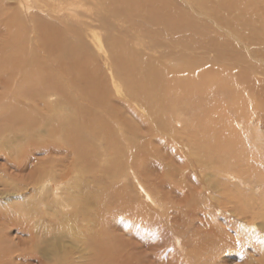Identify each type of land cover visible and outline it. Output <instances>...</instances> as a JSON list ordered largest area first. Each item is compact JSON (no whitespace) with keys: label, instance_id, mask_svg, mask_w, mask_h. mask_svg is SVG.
<instances>
[{"label":"rangeland","instance_id":"1","mask_svg":"<svg viewBox=\"0 0 264 264\" xmlns=\"http://www.w3.org/2000/svg\"><path fill=\"white\" fill-rule=\"evenodd\" d=\"M41 1L36 0V2H39V3H36L35 1L33 2V0H27V1L26 0H0V7H1L0 8V21L2 20L0 23H2L4 20V22L7 23V26L11 28L10 32H12V34L13 32H15L21 37L24 36L23 40H25L26 53L33 52L34 48L35 49L38 48V50H41V48L43 47L42 44L44 42L46 43L45 44V50H46L45 56L46 57H47V52L49 53L50 50L54 51L53 50L54 47L57 49L58 45H60L61 42L59 39L58 41L56 40V43L52 44L49 38L52 40H54L53 38H56L54 34H51V32H53L52 30H55L56 33H60V34L62 33V35L64 36L63 39L61 38L62 41L65 39L66 41L70 43L71 42L75 43L76 44L75 46H79L83 48L84 50L86 49L85 51L89 56L87 55L85 57H90V58L89 59L85 57L84 58L85 60L87 59L88 61L89 60L90 61L88 63L85 61L84 63L86 65H89V68L92 69V73H94V75L95 73H97L98 76L101 75V77L103 78L104 86L106 88H105V92L102 91L101 95L104 94V96H107V95L110 96L109 98H110L111 107L114 111L116 110L115 112L119 117L118 118L116 117L118 120L111 118L113 120L112 122L111 119L108 120L109 117L104 116L105 115V113L103 112L104 110L99 111L101 109L90 106V104L87 103L92 114H94L96 118H98V116H100L101 113H103L101 117L103 116L102 118L107 121L104 122L103 120V122L100 123L101 125H99V127L98 126L95 127V128H98L97 129L98 133L94 129L85 130L84 132L82 130L83 126L78 127V129L80 130L76 131L79 134L78 135L76 133L78 137L76 139H80L79 143L81 142L82 144L81 143L80 144L84 146V148H81L78 143L77 145L74 146V149H75V152H76V149L77 150L82 149V151H85L84 152L85 154L81 152V154H83L84 156L83 158L81 154H80L81 157L77 158V154H79V152L75 154V152L73 151V154H72L70 151L72 147H68L67 145H63V146L59 145V147H57L58 145L54 141H53L54 143L47 141L46 139L48 138L45 136L38 138V134L36 132L38 126L36 127V129H33L32 132L29 131V129L28 130L21 129V128L15 129L14 127H12V125H5L4 127H0V222H6L7 225L9 224V227H7L9 230H7V232L5 233H7V235L10 236L9 238L10 240L7 241V243L9 246L8 248L11 251L10 254L14 256V260H13L14 264H52L51 262L46 263L45 260L42 259L41 256L38 254L39 252L37 253L36 251L34 253L35 245L41 248L42 241L39 244V242L35 241L32 238V235L29 232L28 228L24 229L22 227V226H27L31 223V222H26L21 217L22 210L27 209L29 207H32L36 210L35 213L38 214V217H36V219L39 220V222L41 221L40 224L42 227L46 226L47 224H48V227L50 226V224L57 225L52 222L58 221V220H59V224L63 225V223L65 224L67 222L66 220L67 218H69L70 216L74 217V215H76L74 218H76L77 220L78 230L80 231L79 233H80V236L82 235V237H79L77 241L75 237L69 236L63 231H60L64 235L63 237L64 241L62 243L63 246H66L67 249H71V248L78 249V251L76 250L75 252H70L71 258H73V263L71 264H89L87 263L89 261L88 256H90L91 254H93V257H95L94 261L97 258L99 262L101 261L103 263H109V264H124V263L126 264H132V263L133 264H144V263L145 264H264V63L259 62V61L257 62L255 58L252 59L253 55H251L250 57L249 55L246 54L248 58L250 57V59L253 60V61L251 60L252 64L255 65L256 62L258 64L262 63L260 64V66H258L259 67V71H258L257 67L256 69L253 70L252 67H250V65H247L246 63L237 60L236 55L240 54V51L247 53V51H245L242 44L237 41H234L232 37L230 38V36H228L226 31H223L221 29L220 30L215 29L211 21L212 19L207 14V11L202 12L198 6H195L196 3L193 2V0H184V1L183 0H179V1L170 0V3L172 5L175 4V7L177 6L182 11H187V14H190V16H193V19H195L194 20L195 23L196 21L198 22L196 23L197 25L205 28V32H202L203 34L202 36H196L197 38L201 37L199 39L202 42H199V39H198L199 46L196 45L197 43L196 44L189 43L188 45H186V47L190 49H186L184 48V46L182 47V44L180 43V41H175L177 40L176 38H174L176 37L175 35L164 33V30L161 31V29L160 31H158L159 26L154 25V24L152 25L151 23H149L150 26L148 25L147 27L145 26L141 27L140 25V27L133 26L135 29L133 27L129 29V25L127 23H131L132 21L139 19V17L144 19V17L140 16L139 13L136 11V9L132 10L130 13H126L125 11H123V8L116 6L113 0H74V1L73 0L72 1L71 0H57V1L56 0H41ZM24 3L25 5L27 4L28 5L24 7L25 6ZM76 6H77V11H76ZM107 6H113V8L116 11V14H114L112 9ZM36 7H39V9L41 8L42 10L45 9L43 11L45 13L51 12L53 16L49 15L48 13L45 14L41 12V9L38 11ZM104 7L106 8V11ZM33 8L34 10H32ZM5 9L6 11H4ZM66 9H68L69 11L68 10L66 11ZM27 10H30V11H27ZM31 11H33V13ZM78 11L80 12V14ZM29 12L31 13V15H28L30 14ZM35 12L36 14H34ZM40 13H43V14L41 15ZM68 13H69V16H68ZM4 14H6V16ZM48 15L50 16L49 18H48ZM63 15L67 17L62 18L64 17ZM29 16H30V19H28ZM35 17L36 19L33 20V18ZM208 18H210L211 20ZM23 19L25 20V22H23L24 21ZM8 20H10V24ZM101 20H104V21H101ZM37 21H39V23ZM59 21H62L61 23L65 22L66 26H64L65 23L63 24L57 23ZM42 22L48 24L47 27H45L46 24L43 25L44 23ZM19 23L22 25H20ZM27 23H31V24H27ZM36 23H38L40 26H38V24ZM106 23L111 24V26ZM14 24L17 26H15ZM89 24H93V26ZM11 25L14 26V28ZM55 25L57 26L55 27ZM206 25L209 27L208 30H207ZM31 26H34V27H31ZM58 26H61V27L64 26L65 28L62 27V30H61L60 29L61 27H58ZM211 26L213 28H211ZM124 27L128 29L127 30L121 29ZM149 27H152V28H149ZM33 28L34 30H32ZM63 28L66 29L65 31L66 34L64 33ZM155 28H157V30ZM44 29L46 30L44 31ZM136 29L138 30L137 33H136L137 31ZM80 30L82 32L78 33V31ZM0 31L2 32L1 27H0ZM32 31L33 33L31 34ZM67 31H68V34H67ZM156 31H158V33H156ZM34 32H37V33H34ZM146 32L147 33L149 32V33L144 34ZM119 33L121 35L125 34L126 36V37L124 36L125 39L127 41H130L128 43H130L131 47L133 46L132 49L134 51H137L138 53L137 55H139L140 57L142 56L144 60L142 59L141 60L143 63H145L147 67H150L151 65V68L155 66V69L164 68L165 70V68L168 65H170L166 68L165 71L168 72L170 70V72L172 71L174 74H171L169 72V74H171L169 76L172 77L173 75L178 74L174 76V79H173L174 81H172L173 83L169 85L164 83L163 85H160L158 87L159 91L162 90L164 97H163V94L161 93L160 94L156 93L157 94L156 95L155 92L152 91V89H149V92L145 91V93L143 94V97L145 98V100H147L150 103L153 102V104L156 103L154 105L150 104L152 108L144 101L136 99L135 97L130 95L128 85L125 84V82H123L122 80L124 79V76H119L114 69L111 56L109 57V55H111L110 50L105 45V43H107L108 45L109 43L108 41H110L109 39H111V37L109 36H116V35L118 37L121 36ZM75 34H78V35L81 34V35L80 37H77L78 35H75ZM127 34L131 35V37ZM42 35L43 37L45 36L46 37L50 36V37H48V39L46 37L43 39L41 38ZM140 35L141 36L143 35L144 37L143 36L141 37ZM0 36L1 38L6 37L5 39L2 38L3 40L2 42H4V44L6 43L5 42L6 40L8 41L11 40L13 42V40L15 39V38L13 39L11 37H8L6 34L4 35L0 33ZM11 36H15V35H11ZM33 36L37 38L35 39V37ZM82 36L84 38H82ZM171 36L172 37L174 36L173 39ZM80 38H82V41H80L81 40ZM97 38H100V40L98 41ZM190 38L186 39V42H188V40L190 41L193 40L192 42H196L194 41L195 36L192 39ZM105 39L107 41H105ZM161 39L162 41H160ZM143 42L146 45H144ZM138 43L140 45L142 44L143 47L142 45L141 46L138 45ZM148 43H150L151 45ZM83 44L86 47H84ZM157 44H160V46H157ZM192 46L194 47L195 50H192L193 49ZM176 48H179L178 49L179 51L177 50L176 52ZM207 48H210V49H207ZM185 49L187 51H185ZM147 51L149 54L147 53ZM162 55L165 57H163ZM3 56L5 55L0 56L1 60ZM181 56L184 59H182ZM190 56L196 57V58H199V57H202V58L204 57V58L203 59L199 58L198 60L196 58H191ZM103 57L104 59L105 58L106 59L104 60ZM205 58H209V61L211 62L213 66L209 64L210 62L207 63ZM248 58L247 60H249ZM150 59H152L154 63ZM168 59L170 60L171 63L169 62ZM107 60L110 63L107 62ZM188 60H191V63H187V62H190ZM103 61L106 63H104ZM195 61L201 62L203 64H200V63L198 64V62H196L195 64ZM95 62H100L101 64H98ZM178 62L182 63V64L179 63V65L180 66L183 65V67H180L179 65H177ZM237 62H238V65L234 64ZM90 63L93 66H91ZM205 65H207L208 67ZM100 66L102 67L99 68ZM172 66H173V69L170 68ZM231 66L234 67L232 70H230ZM185 67H187L186 68L187 70H192V69L193 70L189 72L187 71L188 73L187 72L185 73L186 71ZM180 68L182 69L184 68L183 69L184 71L183 72L180 71L182 70ZM173 70H175L176 72L178 71V72L176 73ZM218 71H220L221 73ZM104 74L105 76H103ZM203 74L204 76L201 77L200 75H203ZM179 75L180 77H177ZM115 77L117 78L115 79ZM184 77H189V78L185 80L186 78ZM190 77L191 79L192 78H195V79L189 80ZM135 80L143 82L145 86L153 84V79L145 75L137 74L135 77ZM169 80L170 79H168V81ZM65 81L67 82V80ZM122 83H124V85ZM175 83H179L181 85L180 89H176L174 87ZM189 83L191 84L194 83V86L193 84L191 86ZM179 84H178V87H179ZM201 84H204V86L207 85L206 90H208V93H206L205 96L203 93H201L202 92L201 89L203 88ZM151 88H154V87H151ZM1 89L2 88H0V91ZM181 89L183 92H185L186 90L185 93H187V95L189 96L183 93ZM13 90L14 89L6 93L9 96L8 97L9 100L10 98L14 99ZM192 91H195V93L193 94ZM150 93H152V95ZM76 94L77 93H75L74 95L75 98L73 99L75 100L78 99L79 101H81V104H82L84 100H80L81 96L79 94L77 95ZM82 95L85 96V99L87 97L92 96L90 94H82ZM194 95L197 98H196V102L192 103L191 101H194V100L191 99L192 97L191 98L189 97L194 96ZM234 95L235 96L237 95L239 97L238 99L241 101L240 105L238 106L237 111L236 110L234 111V108L228 107L227 105V103L229 104V106L235 103ZM58 96L59 95L57 96L46 95L47 97L46 100L48 102L46 103L47 105L48 104L51 105L52 103V105L51 106L49 105V106L52 108L55 105L57 112H60L61 106L63 104L64 106H66L65 103L67 104L68 102L63 103V101L60 100L61 103L60 102L57 103L59 101L57 100ZM71 96L74 97L73 93ZM210 96H211V100L209 99V101H207L208 97L210 98ZM159 99H163V100H159ZM216 99L222 100L221 102L224 105H220L219 103L215 102ZM115 100H119L117 101L119 103H116ZM123 100L125 101L127 100V101L122 102ZM79 101L78 103H76V105L79 104ZM132 102H134L135 104H128ZM141 103L144 105L143 108H142L143 105ZM173 103L175 104L173 105ZM209 103H211V105H208ZM124 104H126V106ZM41 105L42 104L39 105L40 106V108L38 107L39 109L37 107L36 109L39 110V112H41L40 109H42L43 112H41V114L46 113V115H48L47 113L48 110L46 109L47 108L46 105H43V107H45L44 109L43 107H41ZM68 105L70 106V103ZM140 105H141V108H140ZM226 106L227 108H225ZM79 107L81 108V105H78L77 109ZM82 108L84 107L82 106ZM124 108L125 110H122ZM129 108H132V109H129ZM131 111L133 114H131ZM126 112L136 117L132 118L131 115L126 114ZM110 114H113V113H110ZM137 114H139V116ZM177 114H179L178 117H177ZM180 114H183V115H180ZM137 116L140 120L137 118ZM147 116H150V117H147ZM158 116H159V119H162L163 121V124H160L159 126L158 124L161 123V120H158L157 118ZM161 116H163V118ZM181 117L183 119H181ZM120 118L122 119L120 120V122L124 123V125L122 126L123 127L122 130L119 129L120 127H118L116 123L117 121H119ZM169 118L171 119V121ZM187 118L188 120H186ZM45 119H48V118H45ZM133 119L134 120L136 119V121H134ZM144 120L145 121L147 120L149 122L147 121L145 122ZM54 121L58 123L59 117L55 118ZM103 124H107V125L104 126ZM186 124L190 125L189 130L187 129L189 125H186ZM102 125H103V128H106L107 130L106 129L104 130L101 127ZM41 126H44V125L41 124ZM116 126H117V129H115ZM194 127L196 128L195 130L193 129ZM161 128L164 130H162ZM42 130L44 132L43 128L39 129V132ZM90 130H92L91 135L89 134ZM94 131H95L94 134L97 133V135H92ZM99 131L101 133L103 131L105 132L100 134ZM121 131L122 132L124 131V133L119 135ZM135 131L138 132V134ZM149 131L152 132L150 133L151 135L149 134ZM164 131H167V132H164ZM203 131L205 133H203ZM80 132H82V134ZM106 132L107 134L110 132L108 136ZM116 133L119 136H121L120 140H119V136L118 137L115 136ZM170 133L173 134L172 138H171ZM216 133H220V134L215 135ZM84 134H87L88 136L86 135L87 137H85ZM98 134L102 136L99 138ZM103 134H105L107 138L111 135L112 136L109 137V139H107L105 138ZM209 134H212V135H209ZM123 135L124 137H122ZM194 135L197 137H200V136L201 137L196 138ZM155 136H160L159 137L160 140L156 138ZM89 137L95 138V139L90 140ZM102 137L103 139H101ZM202 137L204 139H202ZM96 138L101 140V142L98 143L99 140H97ZM85 139H89L88 142L91 143L89 147L86 146L88 145V143L85 141ZM122 139L124 143L123 141H121ZM185 139H187L188 141L187 140L185 141ZM92 140L98 143V145H96ZM117 140L120 142L117 143L118 142ZM199 140H202V141H199ZM129 141H132V142H129ZM135 141L138 143V145H140V148L135 147V145L138 146ZM221 141L223 142L225 146L227 145V143L225 142L234 141L233 142L234 145L232 144L233 147L231 148L228 146L224 147V145L222 144V147H223L222 155L225 154L224 156L219 155V153L221 152L220 151ZM32 142L33 143L35 142L36 145L38 143L39 144L37 145L38 147L35 144L33 145ZM40 142L44 144L42 145ZM47 143L49 144L48 146H47ZM186 143L190 145H187ZM201 143L205 145L203 146ZM122 144H125V147H123ZM30 146L36 147V149L33 147L32 148L34 151H38L37 152L38 154L33 153L32 152L33 150L31 151L30 149H28V148H31ZM39 146L41 147L39 148ZM44 146H46L47 149L42 148ZM95 146L99 148L96 149ZM50 147H52L51 150H50ZM202 147L204 148V150ZM41 148L45 149L47 151L46 152L44 150L46 153L48 154L51 153L50 155L52 156L50 157L48 154L43 152ZM57 148H60L59 151ZM111 148L113 149V151ZM226 148H228L229 150ZM232 148H234L233 152L234 150L235 151L237 150V152L242 151L240 158L238 156L239 153H237V156H238L237 158L234 157L235 155L230 152V149L232 150ZM192 149L194 150L192 151ZM27 150H29V152H26ZM64 150L66 151L67 154L64 153L65 152ZM40 151L43 154L45 153L44 156L42 153L40 154ZM119 151L122 152L123 155L127 154L128 156L126 155L123 156L122 153H119ZM141 151L142 153L140 154ZM12 152L14 153L12 154ZM30 152H32L33 154H31ZM88 152H91L92 155ZM176 152H178L179 154ZM59 153L61 155H59ZM133 153L135 154L133 155ZM230 153L231 155L232 154L234 155L233 159L231 160L230 158H228ZM116 154L119 158L115 156ZM136 154L138 156H136ZM214 154L218 156L216 157ZM5 155L7 156L8 159H6ZM66 155L68 157H65ZM86 155H88L86 159H89V160H85ZM179 155H181L182 157ZM30 157L32 158L30 159ZM55 157H57L58 160H56ZM123 157H126V158H123ZM127 157H129V159ZM215 157L218 159V161ZM79 158H82V159L80 160ZM33 159H36V160H33ZM67 159H69V161L72 160L71 162H69L70 164L69 163L66 164V162H68ZM92 159L94 163L90 161ZM133 159L134 160L138 159L137 163L134 162ZM123 160H125V162ZM13 162L17 165L20 164L21 167H23V169L25 168L27 169V166H28L29 170H26L25 174L23 173L24 176H22L20 173H17L14 169L10 168L8 171H5L4 168H2L3 164L6 163L9 166V164ZM85 163H88L90 166L88 167V164L87 166H83L85 165ZM129 163H130V166H129ZM201 163H202V166H201ZM45 164L47 165V167ZM117 164H119V166ZM131 164H134V166ZM149 164H150V168H152L151 164H153L152 169L149 168ZM65 165H67V167H65ZM53 166H55V168ZM135 166L138 168L135 169L136 168ZM205 166L209 167L210 169H208ZM212 166H214L215 168L214 167L212 168ZM49 167L51 168L49 169ZM92 167H96V168L94 169ZM64 168L67 169V171L66 170L63 172L60 171ZM69 168L71 172L69 171ZM140 168L142 169V172L141 170H139ZM89 169H93L91 170L92 173H90ZM128 169H132L134 171L128 170ZM147 169H150V170H147ZM35 170H38V171H35ZM41 170H43L42 171L43 173L41 172ZM136 170H137V174H135ZM152 170L154 171V173ZM30 171H32V173ZM150 171L153 173V175L150 173H146ZM39 172H41L42 174ZM59 172H62V173H59ZM68 172H70L69 173L70 175L68 178L69 182L67 180V183H68L67 184L65 180H61V177L64 176V174ZM34 173L37 176H35ZM50 173L56 176L55 179L53 178L54 176L52 174L49 175ZM39 174L43 175L44 177L43 176L42 178L39 177L41 176ZM30 175L34 176L35 178H32ZM144 175L145 176L147 175V177H143ZM234 175H236V178H234L235 177ZM13 176L18 177V178H13ZM237 177L240 180H237ZM114 178L116 179L114 180ZM41 179L42 181H40ZM50 179L53 181L52 184L51 183L48 184L49 182H52ZM26 182L31 185H27ZM54 182L56 184H54ZM57 184L59 185L60 188H56L58 187L56 186ZM61 184H64L65 186ZM97 184H99V186ZM206 185L208 186V188L206 187ZM15 186H17V188ZM102 186L103 188L111 187L112 191L108 188L101 189ZM49 190L51 191L49 192ZM92 190L93 191L96 190L98 195L101 194V196L99 195V197L101 198V199L99 198L100 199L99 201H95L93 199L95 202H97V204H94L95 202L89 203L90 201H87V202L85 201V197H86L85 192L92 193ZM108 190L112 194H110ZM98 192H102L103 194L98 193ZM69 194L71 195V199L69 198L70 196ZM113 194H116V195H113ZM123 194H125L124 195L125 197L121 196ZM75 196L77 198H75ZM231 197H232V200H231ZM63 198H64V202L62 200ZM65 198L68 200V203H70V201L75 200V199H78V200L81 199L79 200L80 202L79 207L82 208V209L80 208L81 212L78 211L79 214H77V213H73L70 211L69 213V211L67 210V205H68L66 203L67 200ZM107 200H108V204H106ZM100 203H102V206H100ZM118 203L121 204V206H119ZM123 204H125L126 206ZM87 205L89 207H87ZM127 205H128V208H127ZM36 207L37 208L39 207V208L36 209ZM101 209H104V211H101ZM109 209L110 211H108ZM95 210L100 211L101 213L105 212L104 215L106 217H104L103 215L98 216L99 219L101 218L103 219L104 224L101 222L102 219L99 220L97 218V215H99V213H97ZM89 211H92V212H89ZM45 212H46V215H48L49 217L45 215ZM72 213L73 215H69ZM119 214H120V217H119ZM109 215H112L114 217L109 216ZM115 216L119 218L117 219ZM97 219L99 223H96ZM114 220H117V222L115 221L116 225L114 224ZM49 221L51 223H48ZM131 221H133V223ZM101 224L104 228H107L105 230V233L106 231H108V233L107 235L105 234L104 235L105 237H108L110 239L109 245L111 246V249H114L112 250V252H114L115 254H113L111 258H107L103 256L101 257V255L97 252L96 249H94V252H93L92 249H88L85 245L88 242L87 236L89 237V236H92L94 233H96L97 231L96 227L99 228ZM79 226L81 228H79ZM62 227L63 228H61V230L64 229V225ZM114 227L115 229H113ZM23 230H25L26 232L23 233ZM91 232H94V233H91ZM116 232H118L119 234H117ZM124 232L126 233V235H123ZM135 234L139 236H135ZM110 235L114 237L122 236L120 238L122 240H119L118 239L119 237L114 238V237H111ZM81 238H84V240H80ZM116 239L119 240L118 241L119 243L117 242ZM123 239L124 241H126L127 244L125 242H121L123 241ZM24 241H27L28 244L27 242H24ZM131 241L133 242L134 245L132 244ZM29 242L31 244L33 243L34 245L29 244ZM21 243L23 246L19 245ZM125 244L128 246H126ZM137 244L141 245V246L139 245V249H140L139 251L141 252L138 251V247L137 248L135 247V246H138ZM121 245H122V248H120ZM129 246H130V249L128 248ZM32 247H33V251H30ZM22 250L23 252L21 253L20 251ZM119 255L120 256L122 255L121 258ZM27 259L28 260L30 259V261H28ZM117 261L118 263H116ZM128 261H132V262L128 263Z\"/></svg>","mask_w":264,"mask_h":264},{"label":"bare ground","instance_id":"2","mask_svg":"<svg viewBox=\"0 0 264 264\" xmlns=\"http://www.w3.org/2000/svg\"><path fill=\"white\" fill-rule=\"evenodd\" d=\"M27 1V0H26ZM36 2V0H33V2ZM39 1H41V0H39ZM57 1V0H56ZM72 1V0H71ZM74 1V0H73ZM114 1V3H115V5L117 6V7H121V8H123V11H125L126 13H130L132 10H134V9H136V11L139 13V15L140 16H143L144 17V19H142V18H140L139 17V19H136V20H134V21H132L131 23H127L128 25H129V29L130 28H132L133 26L134 27H140V25H141V27H147L148 25H149V23H151L152 25L154 24V25H157V26H159V30L158 31H160V29H161V31L162 30H164V33H168V34H170V35H175L176 37H174V38H176L177 40H175V41H180V43L182 44V47L184 46V48H186V49H190V48H187L186 47V45H188L189 43H194V44H196V45H198V39L199 38H201V37H199V38H197L196 36H202L203 34H202V32H205V28H203V27H200L199 25H197L196 23H198L197 21H196V23H195V19H193V16H190V14H187V11H182L181 9H179V7H175V4H171L170 3V0H113ZM179 1V0H178ZM184 1V0H183ZM22 2H24V1H22ZM41 2H43V1H41ZM77 2H79V1H77ZM181 2V1H180ZM193 2H195L196 3V5L195 6H198L199 8H200V10L203 12V11H207V14L210 16V18L212 19H210V18H208V19H210L211 21H212V23H213V26H214V28L215 29H221V30H223V31H226L227 32V34H228V36H230V38L232 37V39H234V41H237V42H239V43H241L242 44V46L244 47V49H245V51H247V53L246 52H241L240 51V54H237L236 56V59L237 60H239V61H242V62H244V63H246L247 65H250V67H252V69L254 70V69H256V67H257V69H258V71H259V67L258 66H260V64H262V63H264V0H193ZM26 3V2H25ZM25 3H24V5H25ZM36 3H39V2H36ZM182 3V2H181ZM184 3V2H183ZM41 4H43V3H41ZM77 4V3H76ZM186 4V3H185ZM28 5V4H27ZM27 5H25L24 7H26ZM40 5V4H39ZM50 5V4H49ZM32 6V5H31ZM53 6V5H52ZM106 6V5H105ZM189 6V5H188ZM44 7V6H43ZM42 7V8H43ZM48 7H50V6H48ZM73 7H75V6H73ZM107 7H110L111 9H112V11L114 12V14H116V11H115V9L113 8V6H107ZM1 8V7H0ZM14 8V7H13ZM12 8V9H13ZM37 9H38V11L41 9H39V7H36ZM45 8V7H44ZM105 8V7H104ZM25 9V8H24ZM29 9V8H28ZM72 9H74V8H72ZM205 9V10H204ZM8 10V9H7ZM32 10H34V8L32 9ZM45 9H41V12H43ZM63 10V9H62ZM68 9H66V11H67ZM71 10V9H70ZM4 11H6V9L4 10ZM22 11H23V9H22ZM27 11H30V10H27ZM48 11V10H47ZM69 11V10H68ZM72 11H74V10H72ZM72 11H71V13H72ZM76 11H77V6H76ZM105 11H106V8H105ZM9 12H11V11H9ZM13 12V11H12ZM26 12V11H25ZM32 13H33V11H31ZM79 12V11H78ZM15 13V12H14ZM27 13V12H26ZM30 13V12H29ZM38 13V12H37ZM43 13H45V12H43ZM43 13H40L41 15L43 14ZM46 13H48V12H46ZM45 13V14H46ZM51 12H49L48 14L49 15H52V13L50 14ZM34 14H36V12L34 13ZM79 14H80V12H79ZM91 14V13H90ZM113 14V15H114ZM205 14V13H204ZM3 15V14H2ZM5 16H6V14H4ZM28 15H31V13L30 14H28ZM33 15V14H32ZM48 15V18L50 17ZM73 15V14H72ZM206 15V14H205ZM36 16V15H35ZM53 16V15H52ZM64 16V15H63ZM68 16H69V13H68ZM110 16V15H109ZM22 17V16H21ZM31 17H33V16H31ZM46 17V16H45ZM45 17H43V18H45ZM67 16H64V17H62V18H66ZM114 17V16H113ZM192 17V18H191ZM12 18H13V16H12ZM28 18V17H27ZM61 18V17H60ZM60 18H58V19H60ZM16 19V18H15ZM21 19V18H20ZM28 19H30V16H29V18ZM34 19H36V17L35 18H33V20ZM40 19H41V17H40ZM57 19V20H58ZM116 19V18H115ZM6 20V19H5ZM24 20V19H23ZM64 20V19H63ZM142 22H141V21ZM2 21V20H1ZM0 21V22H1ZM9 21V24H10V20H8ZM54 21V20H53ZM101 21H104V20H101ZM16 22V21H15ZM23 22H25V20L23 21ZM38 23H39V21H37ZM56 22V21H55ZM62 21H59V22H57V23H61ZM209 22V21H208ZM18 23V22H17ZM38 23H36V24H38ZM41 23V22H40ZM42 23H44V22H42ZM49 23H50V21H49ZM63 23H65V22H63ZM63 23H61V24H63ZM89 23V22H88ZM116 23V22H115ZM12 24V23H11ZM20 24V23H19ZM27 24H31V23H27ZM36 24H34V25H36ZM46 23H44L43 25H45ZM54 24H56V23H54ZM106 24H108V25H110L111 26V24H109V23H106ZM118 24V23H117ZM15 25V24H14ZM20 25H22V24H20ZM24 25V24H23ZM47 25L48 24H46V26L45 27H47ZM57 25H59V24H57ZM57 25H55V27L57 26ZM89 25H92L93 26V24H89ZM102 25V24H101ZM12 26V25H11ZM15 26H17V25H15ZM29 26V25H28ZM38 26H40L39 24H38ZM53 26V25H52ZM64 26H66V23H65V25ZM64 26H62V27H64ZM117 26V25H116ZM131 26V27H130ZM150 26V25H149ZM0 27L2 28V32L0 31V33L1 34H6L8 37H11V38H15L14 40H13V42L10 40V41H8V40H4L6 43L4 44V42H2L3 40H2V38L3 39H5L4 37H2L1 38V36H0V38H1V40H0V42H2V43H0V56L1 55H5V56H3L2 57V60L0 59V88H2L1 89V91H0V127H4L5 125H12V127H14L15 129H17V128H21V129H25V130H28L29 129V131H31L32 132V130L33 129H36V127H37V134H38V138H41L42 136H45V137H47L48 139H46L47 141H50V142H55L58 146L57 147H59V145L60 146H63V145H67L68 147H72L71 148V153L73 154V151L75 152V149H74V146L75 145H77L78 143H79V140L80 139H76V138H78L77 137V135H76V131L78 130H80V129H78V127L79 126H83L82 128V130L85 132V130H89V129H94L96 132L98 131L97 129L98 128H95V127H99V125H101L100 123L101 122H103V116L101 117V115L103 114V113H101V115L100 116H98V118H96L95 116H94V114H92V112H91V110H90V108H89V106H88V104L87 103H89L90 104V106H93V107H96V108H98V109H101V110H99V111H102V110H104L103 112L105 113V115L104 116H107V117H109L108 118V120H110L111 118L112 119H116V120H118L117 118L119 117L117 114H116V110L114 111L113 109H112V107H111V104H110V96H108L107 94V96H104V94L103 95H101V93H102V91L103 92H105V86H104V82H103V78L101 77V75H97V73H95V75H94V73H92V69H90L89 68V65H86L84 62L86 61L87 63L90 61H88L87 59L85 60V58H90V57H85V56H87L88 54L86 53V49L84 50L83 48H81V47H79V46H75L76 44L75 43H70V42H68V41H66L65 39L62 41L61 40V38L63 39V35H62V33L60 34V33H56L55 32V30H52L53 32H51V34H54L55 35V37L56 38H53L54 40H52V39H50L49 38V40L52 42V44H54V43H56V40L58 41L59 39H60V42H61V44L60 45H58V50L54 47L53 48V50L54 51H52V50H48L49 51V53L47 52V57L45 56V42L42 44V48H41V50H38V48H34L33 49V52H31V53H26V51H25V40H23V38H24V36L23 37H21V36H19L17 33H15V32H13V34H12V32H10V27L9 26H7V23L6 22H4V20H3V22L2 23H0ZM13 28H14V26H12ZM23 27H25V26H23ZM31 27H34V26H31ZM37 27V26H36ZM42 27V26H41ZM58 27H61V26H58ZM62 27L60 28L61 30H62ZM103 27V26H102ZM128 27V26H127ZM133 27V28H134ZM204 27H205V25H204ZM206 27H207V30H208V26L206 25ZM65 28V27H64ZM63 28V30H64V33L66 34V29H64ZM149 28H152V27H149ZM200 28H202V29H200ZM211 28H213L212 26H211ZM19 29V28H18ZM42 29V28H41ZM40 29V30H41ZM72 29V28H71ZM89 29V28H88ZM109 29V28H108ZM116 29V28H115ZM121 29H125V30H127L128 28H121ZM135 29V28H134ZM147 29V28H146ZM156 30H157V28H155ZM32 30H34V28L32 29ZM46 29H44V31H45ZM57 30V29H56ZM61 30H59V31H61ZM68 30H69V28H68ZM137 30V29H136ZM151 30H153V29H151ZM214 30V29H213ZM31 31V30H30ZM30 31H29V33H30ZM58 31V32H59ZM75 31V30H74ZM111 31V30H110ZM118 31V30H117ZM120 31H122V30H120ZM139 31H141V30H139ZM149 31V30H148ZM158 31H156V33H158ZM41 32V31H40ZM73 32V31H72ZM82 31L80 30V31H78V33H81ZM131 32V31H130ZM138 32V30L136 31V33ZM33 33V31L31 32V34ZM34 33H37V32H34ZM44 33V32H43ZM71 33V32H70ZM149 33V32H148ZM147 32L146 33H144V34H148ZM151 33V32H150ZM209 33V32H208ZM223 33V32H222ZM67 34H68V31H67ZM120 34V33H119ZM118 34V35H119ZM214 34H216V33H214ZM224 34V33H223ZM11 35H15V36H11ZM75 35H78V34H75ZM81 35V34H80ZM80 35H78L77 37H80ZM87 35V34H86ZM115 35V34H114ZM121 35V34H120ZM127 35H129V34H127ZM150 35V34H149ZM36 36V35H35ZM35 36H33V37H35ZM117 36V35H116ZM116 36H109V37H111V39H109L110 41H108L109 43H108V45H107V43H105V45L108 47V49L110 50V54L111 55H109V57L111 56V60H112V63H113V66H114V69H115V71L117 72V74L119 75V76H124V79H122L123 80V82H125V84H127L128 85V88H129V93H130V95H132L133 97H135L136 99H139V100H141V101H144L145 103H147L151 108H152V106L150 105V104H152V105H154V104H156V103H154L153 104V102H148L147 100H145V98L143 97V94L145 93V91L146 92H149V89H152V91L153 92H155V94L157 93V94H163V92H162V90H160L159 91V89H158V87L160 86V85H163L164 83H166L167 85H169V84H171V83H173L172 81H174L173 79H174V76H176V75H178V74H176V75H173L172 77H170L169 75H171V74H174L172 71L170 72V70L167 72V71H165L166 70V68L168 67V66H170V65H168L166 68H165V70H164V68H162V69H160V68H156L155 69V66L154 67H152L151 68V65H150V63H149V65H150V67H147L146 65H145V63H143L142 62V60H144L143 58H142V56L140 57L139 55H137L138 53H137V51H134L132 48H133V46L131 47L130 46V43H128V42H130V41H127L126 39H125V34L124 35H121V36H117V38H116ZM125 36V37H124ZM130 37H131V35H129ZM141 36V35H140ZM143 36V35H142ZM141 36V37H142ZM146 36V35H145ZM154 36V35H153ZM152 36V37H153ZM190 36H191V38H190ZM194 36H195V38H197V39H195L194 38ZM46 37V36H45ZM45 37H43V35H42V37L41 38H45ZM48 37H50V36H48ZM48 37H46L47 39H48ZM144 37V36H143ZM155 37V36H154ZM161 37V36H160ZM165 37V36H164ZM167 37V36H166ZM169 37V36H168ZM172 37V36H171ZM173 37H172V39H173ZM37 37H35V39H36ZM70 38V37H69ZM82 38H84L83 36H82ZM82 38H80L81 40L80 41H82ZM116 38V39H115ZM170 38V37H169ZM192 39V38H194V41H196V42H192V41H190V40H188V42H186V39ZM228 38V37H227ZM226 38V39H227ZM46 39V40H47ZM73 39V38H72ZM129 39V38H128ZM141 39V38H140ZM165 39V38H164ZM97 40L99 41L100 40V38H97ZM159 40V39H158ZM208 40V39H207ZM35 41V40H34ZM83 41H85V40H83ZM98 41H96V42H98ZM103 41H104V39H103ZM105 41H107L106 39H105ZM134 41V40H133ZM160 41H162V39L160 40ZM167 41V40H166ZM124 42V43H123ZM199 42H202L200 39H199ZM144 43V42H143ZM153 43V42H152ZM168 43V42H167ZM228 43H229V41H228ZM132 44H134V43H132ZM131 44V45H132ZM137 44V43H136ZM148 44H150V43H148ZM176 44V43H175ZM230 44H231V42H230ZM229 44V45H230ZM98 45V44H97ZM138 45H140L139 43H138ZM142 45V44H141ZM140 45V46H141ZM144 45H146L145 43H144ZM151 45V44H150ZM172 45V44H171ZM191 45V44H190ZM237 45H239V44H237ZM55 46H56V44H55ZM83 46H84V44H83ZM105 46V47H106ZM157 46H160V44H157ZM199 46V45H198ZM84 47H86V46H84ZM142 47H143V45H142ZM148 47V46H147ZM152 47H153V45H152ZM164 47V46H163ZM174 47V46H173ZM189 47V46H188ZM191 47V46H190ZM193 47V46H192ZM197 47V46H196ZM206 47V46H205ZM242 47V48H243ZM181 48V47H180ZM238 48V47H237ZM52 49V48H51ZM105 49V48H104ZM173 49V48H172ZM179 48H176V52H177V50H178ZM183 49V48H182ZM185 49V51H187ZM207 49H210V48H207ZM236 49V48H235ZM156 50V49H155ZM192 50H195L194 49V47H193V49ZM212 50V49H211ZM32 51V50H31ZM108 51V50H107ZM160 51V50H159ZM179 51V50H178ZM184 51V52H185ZM189 51V50H188ZM109 52V51H108ZM153 52V51H152ZM151 52V53H152ZM161 52H162V50H161ZM194 52V51H193ZM107 53V52H106ZM147 53H148V51H147ZM149 54V53H148ZM168 54V53H167ZM176 54V53H175ZM185 54V53H184ZM249 55L250 57H251V55H253V57H252V59L253 58H255L256 59V61L258 62H262V63H260V64H258L257 62H256V66L254 65V64H252V62H251V60L252 59H250V57L248 58L247 57V55ZM89 56V55H88ZM163 56V55H162ZM257 56V57H256ZM85 57V58H84ZM144 57V56H143ZM160 57V56H159ZM163 57H165V56H163ZM162 57V58H163ZM166 57H167V55H166ZM179 57V56H178ZM191 58H196V57H192V56H190ZM208 57V56H207ZM25 58V59H24ZM45 58H47V59H45ZM83 58H84V60H83ZM95 58V57H94ZM101 58H102V56H101ZM181 58L182 59H184L182 56H181ZM199 58H201V59H203L202 57H199ZM199 58H196V59H198L199 60ZM247 58L249 59V60H247ZM103 59H104V57H103ZM106 59V58H105ZM104 59V60H105ZM142 59V60H141ZM188 59V58H187ZM206 59V62L208 63V62H210L209 61V58H205ZM257 59H259V60H257ZM152 62H153V60H154V58H153V60L152 59H150ZM169 60V59H168ZM176 60V59H175ZM178 60V59H177ZM186 60V59H185ZM193 60V59H192ZM247 60V61H246ZM2 61V62H1ZM45 61H47V62H45ZM92 61V60H91ZM165 61V60H164ZM184 61V60H183ZM187 61V60H186ZM188 61H190V62H187V63H191V60H188ZM201 61V60H200ZM203 61V60H202ZM216 61V60H215ZM217 61H219V60H217ZM253 61V60H252ZM93 62H94V60H93ZM92 62V63H93ZM104 62V61H103ZM107 62H109L108 60H107ZM148 62H149V60H148ZM157 62V61H156ZM161 62V61H160ZM169 62H170V60H169ZM185 62V61H184ZM193 62V61H192ZM196 62H198V61H195V64H196ZM95 63H98V64H101L100 62H95ZM104 63H106V62H104ZM110 63V62H109ZM154 63V62H153ZM171 63V62H170ZM179 63L180 62H178V64L177 65H179ZM203 64V63H201V62H198V64ZM180 64H182V63H180ZM209 64H211V62L209 63ZM234 64H236V65H238V62L237 63H234ZM258 64V65H257ZM90 65H91V63H90ZM155 65V64H154ZM212 65V64H211ZM91 66H93V65H91ZM105 66V65H104ZM107 66V65H106ZM111 66V65H110ZM180 66V65H179ZM185 66V65H184ZM193 66V65H192ZM205 66H207V65H205ZM213 66V65H212ZM102 66H100L99 68H101ZM163 67V66H162ZM180 67H183V65L182 66H180ZM208 67V66H207ZM236 67V66H235ZM110 68V67H109ZM170 68H172L173 69V66L172 67H170ZM187 67H185V69H186ZM204 68H206V67H204ZM211 68V67H210ZM234 67H232L231 66V68H230V70H232ZM180 69H182V68H180ZM184 69V68H183ZM180 70V71H184V70ZM215 69V68H214ZM193 70V69H192ZM192 70H187L186 69V71H185V73L188 71H192ZM196 70V69H195ZM224 70V69H223ZM97 71V70H96ZM173 71H175V70H173ZM199 71V70H198ZM203 71V70H202ZM228 71V70H227ZM249 71V70H248ZM94 72V71H93ZM111 72V71H110ZM122 72V73H121ZM169 72L171 73V74H169ZM176 72V71H175ZM178 72V71H177ZM176 72V73H177ZM187 72V73H188ZM195 72V71H194ZM209 72V71H208ZM207 72V73H208ZM212 72V71H211ZM217 72V71H216ZM218 72H220V71H218ZM234 72V71H233ZM100 73V72H99ZM198 73V72H197ZM210 73V72H209ZM208 73V74H209ZM213 73H214V71H213ZM221 73V72H220ZM224 73V72H223ZM145 75V76H149L151 79H153V84H150V85H146L145 86V84L143 83V82H141V81H137V80H135V77H136V75ZM181 74V73H180ZM191 74V73H190ZM204 74H205V72H204ZM204 74L203 75H200L201 77H203L204 76ZM216 74V73H215ZM92 75V76H91ZM116 75V74H115ZM103 76H105V74L103 75ZM196 76V75H195ZM199 76V75H198ZM206 76H207V74H206ZM218 76V75H217ZM241 76V75H240ZM99 77H100V79H99ZM177 77H180V75L179 76H177ZM192 77V76H191ZM191 77H190V79L189 80H194L195 78H192L191 79ZM194 77V76H193ZM117 77H115V79H116ZM184 78H186L185 80H187V78H189V77H184ZM168 79H170L169 81H168ZM179 79V78H178ZM199 79V78H198ZM204 79V78H203ZM205 79H207V78H205ZM212 79V78H211ZM65 80H67V82L65 81ZM119 80V79H118ZM217 80V79H216ZM215 80V81H216ZM116 81V80H115ZM203 81V80H202ZM161 82V83H160ZM176 82H178V81H176ZM181 82V81H180ZM184 82V81H183ZM190 82V81H189ZM211 82V81H210ZM236 82V81H235ZM182 83V82H181ZM121 84V83H120ZM123 85H124V83H122ZM178 84L179 83H175V85H174V87L176 88V89H180V84H179V87H178ZM186 84H187V82H186ZM191 86H192V84H193V86H194V83H189ZM213 84V83H212ZM107 85H108V83H107ZM106 85V86H107ZM202 85V92L201 93H203L204 94V96H205V94L206 93H208V90H206V86H204V84H201ZM216 85V84H215ZM190 86V87H191ZM198 86V85H197ZM151 87H154V88H151ZM220 87V86H219ZM162 88V87H161ZM166 88V87H165ZM194 88V87H193ZM192 88V89H193ZM223 88H224V86H223ZM12 89H14L13 90V95H14V99H11L10 98V100L8 99V95L6 94L7 92H10V91H12ZM195 89V88H194ZM193 89V90H194ZM198 89V88H197ZM127 90V89H126ZM166 90V89H165ZM213 90H215V89H213ZM174 91V90H173ZM178 91V90H177ZM180 91V90H179ZM181 91H182V89H181ZM183 92V91H182ZM185 92H186V90H185ZM185 92H183V93H185ZM193 92V94L195 93V91H192ZM205 92V93H204ZM72 93H73V96L75 95V93H77V94H79L80 96H81V99L80 100H84L83 102H82V104H81V101H79L77 98V100L79 101V104L78 105H81V108H82V106L84 107V108H78L77 109V107H78V105H76V103H78V101L77 100H75V99H73V98H75V96L74 97H72L71 95H72ZM128 93V94H129ZM177 93V92H176ZM189 93V92H188ZM198 93V92H197ZM76 94V95H77ZM82 94H90V95H92L91 97H87L86 99H85V96L84 95H82ZM151 95H152V93H150ZM150 94H148V95H150ZM156 94V95H157ZM168 94V93H167ZM186 95H187V93H185ZM192 94V95H193ZM46 95H55V96H57V95H59L58 96V99L57 100H59L57 103H59L60 102V100L61 101H63V103H65V102H68L67 104L65 103V105L66 106H64V104L61 106V111L60 112H57V110H56V108H55V105H54V107H50L51 105H52V103H51V105L50 104H48L47 105V100H46ZM147 95V96H148ZM166 95V94H165ZM174 95V94H173ZM178 95V94H177ZM198 95V94H197ZM187 96H189V95H187ZM195 96V95H194ZM194 96H190L189 98H191L192 100H194V101H191L192 103H194V102H196V96H195V98H194ZM163 97H164V94H163ZM173 97V96H172ZM175 97V96H174ZM186 97V96H185ZM200 97V96H199ZM92 98V99H91ZM113 98V97H112ZM168 98V97H167ZM166 98V99H167ZM215 98V97H214ZM239 97L236 95H234V99H235V103H233V104H231V106H229V104L227 103V105H228V107H232V108H234V111L236 110L237 111V109H238V106L240 105V103H241V101L238 99ZM63 99V100H62ZM114 99V98H113ZM134 99V98H133ZM150 99V98H149ZM170 99V98H169ZM183 99V98H182ZM209 99L211 100V96H210V98L208 97V100L207 101H209ZM233 99V100H234ZM129 100H131V99H129ZM159 100H163V99H159ZM168 100V99H167ZM176 100V99H175ZM181 100V99H180ZM180 100H178V101H180ZM117 101H119V100H115V102L116 103H119V102H117ZM121 101V100H120ZM127 101V100H126ZM125 100H123L122 102H126ZM140 101V102H141ZM177 101V100H176ZM182 101V100H181ZM222 100H218V99H216V101L215 102H217V103H219L220 105H224V104H222V102H221ZM47 102V103H46ZM134 102H136V101H134ZM134 102H132V103H128V104H135ZM155 102V101H154ZM190 102V103H191ZM43 103H45V104H43ZM61 103V102H60ZM70 103V106L68 105ZM200 103V102H199ZM40 104H42L41 105V107H43V105H46V109L48 110V115H46V113L44 114V113H42L41 114V112H43L42 111V109H40L41 110V112H39V110H37L36 109V107L38 108H40ZM54 104V103H53ZM71 104H72V106H71ZM142 104V103H141ZM160 104H162V103H160ZM170 104V103H169ZM175 103H173V105H174ZM186 104V103H185ZM197 104H198V102H197ZM50 105V106H49ZM125 106H126V104H124ZM123 105V106H124ZM143 105V104H142ZM168 105V104H167ZM180 105V104H179ZM193 105V104H192ZM208 105H211V103H209ZM213 105V104H212ZM76 106V107H75ZM120 106H122V105H120ZM124 106V107H125ZM127 106H129V105H127ZM135 106V105H134ZM148 106V107H149ZM164 106H166V105H164ZM63 107V108H62ZM131 107V106H130ZM144 107V105L142 106V108ZM158 107V106H157ZM189 107V106H188ZM38 108V109H39ZM45 107H43V109H44ZM135 108V107H134ZM133 108V109H134ZM137 108H138V106H137ZM140 108H141V105H140ZM179 108H180V106H179ZM193 108V107H192ZM225 108H227V106L225 107ZM224 108V109H225ZM81 109V110H80ZM119 109V108H118ZM120 109H121V107H120ZM126 109H127V107H126ZM129 109H132V108H129ZM156 109H158V108H156ZM176 109V108H175ZM229 109V108H228ZM97 110V109H96ZM122 110H125V108L124 109H122ZM121 110V111H122ZM144 110V109H143ZM153 110V109H152ZM165 110V109H164ZM163 110V111H164ZM169 110V109H168ZM95 111V110H94ZM93 111V112H94ZM118 111V110H117ZM127 111H128V109H127ZM135 111V110H134ZM133 111V112H134ZM145 111V110H144ZM150 111V110H149ZM154 111V110H153ZM172 111H173V109H172ZM180 111V110H179ZM206 111V110H205ZM214 111V110H213ZM98 112V111H97ZM137 112V111H136ZM147 112V111H146ZM165 112V111H164ZM110 113H113V114H110ZM130 113V112H129ZM150 113V112H149ZM163 113V112H162ZM97 114V113H96ZM123 114V113H122ZM126 114H128L127 112H126ZM131 114H133L132 113V111H131ZM131 114H128V115H131ZM152 114V113H151ZM156 114H158V113H156ZM170 114V113H169ZM173 114V113H172ZM138 116H139V114H137ZM178 115L179 114H177V117H178ZM180 115H183V114H180ZM186 115V114H185ZM256 115V114H255ZM122 116V115H121ZM124 116H126V115H124ZM138 116H137V118H138ZM144 116H146V115H144ZM163 116H165V115H163ZM163 116H161L162 118H163ZM168 116V115H167ZM206 116V115H205ZM215 116V115H214ZM57 117H59V122L58 123H56L54 120H55V118H57ZM100 117V118H99ZM117 117V118H116ZM131 117L133 118V117H136V116H134V115H131ZM147 117H150V116H147ZM152 117V116H151ZM185 117V116H184ZM45 118H48V119H45ZM129 118V117H128ZM145 118V117H144ZM158 118V120H161V123H157L158 124V126L160 125V124H163V121H162V119H159V116L157 117ZM165 118V117H164ZM174 118V117H173ZM54 119V120H53ZM111 119V120H112ZM139 119V118H138ZM146 119V118H145ZM151 119V118H150ZM149 119V120H150ZM166 119V118H165ZM170 119V118H169ZM178 119V118H177ZM181 119H183L182 117H181ZM120 120H122L121 118L119 119V121H115L116 123H117V126L118 127H120L119 129H121L122 130V126L124 125V123H122V122H120ZM134 120V119H133ZM140 120V119H139ZM142 120H143V118H142ZM186 120H188V118L186 119ZM107 120H104V122H106ZM134 121H136V119L134 120ZM145 121V120H144ZM147 121V120H146ZM145 121V122H146ZM156 121V120H155ZM167 121V120H166ZM170 121H171V119H170ZM173 121V120H172ZM111 122V121H110ZM112 122H113V120H112ZM111 122V123H112ZM147 122H149V121H147ZM160 122V121H159ZM165 122V121H164ZM189 122V121H188ZM166 123V122H165ZM41 124H43L44 126H41ZM152 124V123H151ZM176 124H177V122H176ZM104 126H106L107 124H103ZM103 125L101 126L102 128H103ZM109 125V124H108ZM116 125V124H115ZM138 125V124H137ZM156 125V124H155ZM164 125H166V124H164ZM186 125H189V124H186ZM204 125V124H203ZM110 126V125H109ZM117 126H116V128L115 129H117ZM158 126H157V128H158ZM208 126V125H207ZM85 127H87V128H85ZM144 127H146V126H144ZM143 127V128H144ZM152 127V126H151ZM163 127V126H162ZM189 127H190V125L188 126V130H189ZM193 127V126H192ZM202 127V126H201ZM206 127V126H205ZM44 129V132H43V130L42 131H40L39 132V129ZM142 128V129H143ZM204 128V127H203ZM215 128V127H214ZM46 129V130H45ZM104 130L106 129V128H103ZM162 129V128H161ZM194 130L196 129L195 127L193 128ZM200 129H202V128H200ZM207 129V128H206ZM216 129H218V128H216ZM107 130V129H106ZM114 130V129H113ZM125 130V129H124ZM144 130H146V129H144ZM148 130V129H147ZM155 130V129H154ZM162 130H164V129H162ZM184 130V129H183ZM199 130V129H198ZM91 131L92 130H90V135H91ZM95 131L93 132V134L92 135H97V133L96 134H94L95 133ZM109 131V130H108ZM119 131V130H118ZM176 131V130H175ZM187 131V130H186ZM205 131V130H204ZM203 131V133H205ZM211 131V130H210ZM28 132V131H27ZM26 132V133H27ZM89 132V131H88ZM103 132H105V131H103ZM102 132V133H103ZM136 132V131H135ZM164 132H167V131H164ZM81 134H82V132H80ZM99 133L100 134H102L100 131H99ZM110 133V132H109ZM108 133V134H109ZM114 133V132H113ZM122 133H124V131L122 132H120L119 133V135L120 134H122ZM137 134H138V132H136ZM147 133V132H146ZM150 133H152V132H150L149 131V134ZM154 133V132H153ZM181 133V132H180ZM78 134V133H77ZM106 134H107V132H106ZM108 134H107V136H108ZM128 134V133H127ZM134 134V133H133ZM148 134V135H149ZM171 134V133H170ZM176 134V133H175ZM174 134V135H175ZM217 134H220V133H216L215 135H217ZM26 135V134H25ZM28 135V134H27ZM79 135V134H78ZM85 135V137H87L88 135L87 134H84ZM87 135V136H86ZM104 136H105V134H103ZM117 133L115 134V136H119ZM129 135V134H128ZM151 135V134H150ZM161 135V134H160ZM172 135L173 134H171V138H172ZM178 135V134H177ZM205 135V134H204ZM207 135V134H206ZM209 135H212V134H209ZM232 135V134H231ZM98 136H99V138L102 136H100L99 134H98ZM112 136V135H111ZM111 136H109V137H111ZM154 136V135H153ZM184 136V135H183ZM189 136V135H188ZM187 136V137H188ZM195 136V135H194ZM28 137V136H27ZM26 137V138H27ZM44 137V138H45ZM94 137V136H93ZM96 137V136H95ZM109 137L107 138L106 136H105V138H107V139H109ZM122 137H124V135L122 136ZM156 138H158L159 139V137L160 136H155ZM185 137V136H184ZM196 138H200V137H197V136H195ZM214 137V136H213ZM82 138H84V137H82ZM81 138V139H82ZM90 138V137H89ZM120 138H121V136H119V140H120ZM175 138H177V137H175ZM174 138V139H175ZM191 138V137H190ZM35 139H37V138H35ZM91 139H95V138H90V140ZM97 140H99L98 138H96ZM101 139H103V137L101 138ZM106 139V140H107ZM152 139V138H151ZM183 139V138H182ZM188 139V138H187ZM187 139H185V141L187 140ZM202 139H204L203 137H202ZM209 139V138H208ZM39 140V139H38ZM45 140V141H46ZM105 140V141H106ZM150 140V139H149ZM160 140V139H159ZM213 140V139H212ZM221 140V139H220ZM229 140V139H228ZM241 140V139H240ZM31 141H33V140H31ZM85 141L88 143V145H86V146H90L91 145V143L90 142H88L89 141V139H85ZM84 141V142H85ZM96 145H98V143H100L101 142V140H99V142L98 143H96L94 140H92ZM104 141V140H103ZM108 141V140H107ZM118 141V140H117ZM121 141H123V139L121 140ZM176 141V140H175ZM177 141H179V140H177ZM188 141V140H187ZM199 141H202V140H199ZM208 141V140H207ZM35 142H36V140H35ZM35 142L33 143V145L35 144ZM39 142V141H38ZM53 142V143H54ZM83 142V143H84ZM85 142V143H86ZM120 141H118L117 143H119ZM129 142H132V141H129ZM136 142V141H135ZM134 142V143H135ZM139 142V141H138ZM234 142V141H233ZM233 142H225V143H227V145L226 146H228V147H233V145H234V143ZM41 143V142H40ZM81 143V142H80ZM79 143V145H80V147L81 148H84V146H82L81 144ZM104 143V142H103ZM106 143V142H105ZM123 143H124V141H123ZM127 143V142H126ZM137 143V142H136ZM142 143V142H141ZM188 143V142H187ZM186 143V144H187ZM204 143V142H203ZM203 143H201L202 145H203ZM216 143H218V142H216ZM42 144V143H41ZM44 144V143H43ZM42 144V145H43ZM69 144V145H68ZM110 144H111V142H110ZM222 144H223V142L221 141L220 142V145H221V149H220V153H219V155L220 156H224V155H222L223 154V147H222ZM233 144V145H232ZM29 145H30V143H29ZM36 145V144H35ZM37 145H39L38 143H37ZM36 145V146H37ZM41 145V146H42ZM49 144L47 143V146H48ZM100 145V144H99ZM103 145H105V144H103ZM119 145V144H118ZM133 145V144H132ZM137 145H138V143H137ZM187 145H190V144H187ZM205 145V144H204ZM203 145V146H204ZM214 145V144H213ZM224 145V144H223ZM41 146H39V148L41 147ZM122 146L123 147H125V144H122ZM151 146V145H150ZM152 146H154V145H152ZM179 146V145H178ZM207 146V145H206ZM215 146V145H214ZM225 145H224V147H226ZM31 148H28V149H30L31 151L33 150V148H35L36 149V147H33V146H30ZM33 147V148H32ZM38 147V146H37ZM96 147V146H95ZM110 147V146H109ZM109 147H107V148H109ZM112 147V146H111ZM135 147H137V148H140V145H138V146H136L135 145ZM189 147V146H188ZM217 147V146H216ZM219 147V146H218ZM39 148H37V149H39ZM42 148H46V146H44V147H42ZM41 148V149H42ZM51 148L52 147H50V150H51ZM54 148V147H53ZM99 147H96V149H98ZM173 148V147H172ZM203 148V147H202ZM206 148H208V147H206ZM19 149V148H18ZM47 149V148H46ZM49 149V148H48ZM58 149V151H59V149L60 148H57ZM112 149V148H111ZM127 149H129V148H127ZM145 149V148H144ZM147 149V148H146ZM175 149V148H174ZM178 149V148H177ZM183 149V148H182ZM201 149V148H200ZM212 149V148H211ZM226 149H228V148H226ZM233 149L234 148H232V150L230 149V152L231 153H233L232 155H231V153H230V155H229V157L228 158H230V160L231 159H233V156L234 157H238L239 156V158H240V156H241V153H242V151L241 152H237V150L235 151L234 150V152H233ZM5 150H7V149H5ZM45 149H42V151L43 152H45L44 151ZM56 150V149H55ZM84 150V149H83ZM86 150V149H85ZM115 150V149H114ZM143 150V149H142ZM154 150H156V149H154ZM180 150V149H179ZM191 150V149H190ZM194 149H192V151H193ZM203 150H204V148H203ZM217 150V149H216ZM229 150V149H228ZM227 150V151H228ZM52 151H54V150H52ZM61 151V150H60ZM65 151V150H64ZM88 151H90V150H88ZM91 151H93V150H91ZM112 151H113V149H112ZM116 151V150H115ZM132 151V150H131ZM165 151H167V150H165ZM175 151V150H174ZM202 151V150H201ZM218 151V150H217ZM26 152H29V150H27ZM33 153H37L38 151H32ZM32 152H30L31 154H33ZM47 152V151H46ZM45 152V153H46ZM49 152H51V151H49ZM77 152H79V154H77ZM81 152H83V154H85L84 152L85 151H82V149L81 150H77L76 149V152H75V154H77V158L78 157H81V155H82V158L84 157L83 156V154H81ZM139 152V151H138ZM200 152V151H199ZM204 152V151H203ZM219 152V151H218ZM4 153V152H3ZM14 152H12V154H13ZM42 152L40 151V154H41ZM44 153V154H45ZM53 153H55V152H53ZM52 153V154H53ZM64 153H66V151L64 152ZM63 153V154H64ZM88 153H90L91 155H92V153L91 152H88ZM115 153V152H114ZM118 153V152H117ZM119 153H122V152H120L119 151ZM125 153V152H124ZM142 153V151L140 152V154ZM176 153H178V152H176ZM181 153V152H180ZM209 153V152H208ZM212 153V152H211ZM210 153V154H211ZM237 153H239V155L237 156ZM9 154V153H8ZM38 154V153H37ZM43 154V153H42ZM44 154H43V156H44ZM46 154H48V153H46ZM51 154V153H50ZM50 154H48L50 157L52 156V155H50ZM67 154V153H66ZM81 154V155H80ZM105 154V153H104ZM135 153H133V155H134ZM179 154V153H178ZM190 154V153H189ZM17 155V154H16ZM54 155V154H53ZM59 155H61L60 153H59ZM65 155V154H64ZM80 155V156H79ZM118 155H120V154H118ZM122 155H123V153H122ZM128 156L127 154H124L123 156ZM148 155V154H147ZM215 155V154H214ZM228 155V154H227ZM6 156V155H5ZM35 156V155H34ZM34 156H32V157H34ZM42 156V155H41ZM55 156H56V154H55ZM69 156H70V154H69ZM87 156L88 155H86L85 156V160H89V159H86L87 158ZM115 156H117V154L115 155ZM136 156H138L137 154H136ZM149 156H150V154H149ZM177 156V155H176ZM179 156H181V155H179ZM200 156V155H199ZM216 156V155H215ZM218 156V155H217ZM216 156V157H217ZM26 157H27V155H26ZM32 157H30V159L32 158ZM48 157V156H47ZM46 157V158H47ZM65 157H68L67 155L65 156ZM92 157V156H91ZM90 157V158H91ZM106 157V156H105ZM118 157V156H117ZM144 157V156H143ZM182 157V156H181ZM203 157V156H202ZM213 157V156H212ZM215 157V158H216ZM19 158V157H18ZM17 158V159H18ZM56 158V160H58L57 159V157H55ZM54 158V159H55ZM59 158V157H58ZM82 158H79L80 160L82 159ZM93 158H94V156H93ZM104 158V157H103ZM107 158V157H106ZM119 158V157H118ZM123 158H126V157H123ZM128 159H129V157H127ZM6 159H8L7 158V156H6ZM16 159V160H17ZM37 159V158H36ZM36 159H33V160H36ZM66 159V158H65ZM70 159V158H69ZM69 159H67L68 160V162H66V164L67 163H69V162H71V161H69ZM139 159V158H138ZM137 159V160H138ZM142 159V158H141ZM182 159V158H181ZM217 159V158H216ZM42 160V159H41ZM84 160V159H83ZM84 160V161H85ZM98 160V159H97ZM127 160V159H126ZM134 160V159H133ZM137 160H134V162H136L137 163ZM144 160V159H143ZM175 160V159H174ZM196 160V159H195ZM207 160H208V158H207ZM221 160V159H220ZM242 160V159H241ZM10 161V160H9ZM15 161V160H14ZM32 161V160H31ZM38 161V160H37ZM65 161V160H64ZM92 163H94L93 162V159L92 160H90ZM95 161V160H94ZM103 161H105V160H103ZM124 162H125V160H123ZM194 161V160H193ZM213 161V160H212ZM217 161H218V159H217ZM240 161V160H239ZM23 162V161H22ZM39 162V161H38ZM97 162V161H96ZM141 162V161H140ZM202 162V161H201ZM19 163V162H18ZM118 163V162H117ZM198 163V162H197ZM210 163V162H209ZM213 163V162H212ZM217 163V162H216ZM220 163V162H219ZM12 164V165H11ZM61 164H63V163H61ZM70 164V163H69ZM87 164L88 163H85V165H83V166H87ZM154 164V163H153ZM153 164H151L152 165V168H153ZM205 164V163H204ZM218 164V163H217ZM25 165V164H24ZM46 165V164H45ZM102 165H103V163H102ZM118 166H119V164H117ZM122 165V164H121ZM131 165H133L134 166V164H131ZM139 165V164H138ZM148 165V164H147ZM206 165V164H205ZM209 165V164H208ZM207 165V166H208ZM212 165V164H211ZM210 165V166H211ZM61 166V165H60ZM70 166H72V165H70ZM90 165L88 164V167H89ZM117 166V167H118ZM129 166H130V163H129ZM140 166H141V164H140ZM186 166V165H185ZM201 166H202V163H201ZM207 166H205V167H207ZM25 167V166H24ZM46 167H47V165H46ZM54 168H55V166H53ZM52 167V168H53ZM65 167H67V165H65ZM100 167V166H99ZM136 167V166H135ZM204 167V168H205ZM214 166H212V168H213ZM2 168H4V170L5 171H8L10 168L11 169H14L17 173H20L22 176H24V174H25V171L26 170H29L28 169V166H27V169L25 168V169H23V167H21V165L20 164H15L14 162L13 163H10L9 164V166H8V164H3L2 165ZM45 168V167H44ZM51 167H49V169H50ZM53 168V169H54ZM92 168H96V167H92ZM131 168H133V167H131ZM138 167H136L135 169H137ZM149 168H150V164H149ZM152 168H150V169H152ZM208 169H210L209 167H207ZM215 168V167H214ZM234 168V167H233ZM41 169V168H40ZM39 169V170H40ZM56 169H58V168H56ZM100 169V168H99ZM117 169V168H116ZM150 169H147V170H150ZM55 170V169H54ZM67 171V169H62V170H60V171ZM75 170V169H74ZM90 170V173H92L91 172V170H93V169H89ZM122 170V169H121ZM128 170H132V169H128ZM139 170H141V172H142V169L140 168ZM138 170V171H139ZM201 170H203V169H201ZM205 170V169H204ZM212 170V169H211ZM35 171H38V170H35ZM43 170H41V172H42ZM58 171V170H57ZM69 171H70V168H69ZM86 171H88V170H86ZM132 171H134V170H132ZM145 171V170H144ZM153 171V170H152ZM157 171V170H156ZM31 173H32V171H30ZM41 172H39V173H41ZM62 172H59V173H62ZM71 172V171H70ZM70 172H68V173H66V174H64V176H62L61 177V180H65V182L67 183V180H68V178H69V173ZM96 172V171H95ZM140 172V171H139ZM139 172H138V174H139ZM171 172V171H170ZM10 173H12V172H10ZM24 173V174H23ZM37 173V172H36ZM43 173V172H42ZM41 173V174H42ZM104 173V172H103ZM111 173H113V172H111ZM146 173H150V174H152L153 175V173H154V171H153V173L150 171V172H146ZM28 174V173H27ZM41 174H39V175H41ZM52 173H50L49 175H51ZM135 174H137V170H136V173ZM144 174H145V172H144ZM8 175H10V174H8ZM11 175H13V174H11ZM29 175V174H28ZM34 175H35V173H34ZM47 175V174H46ZM53 175V174H52ZM57 175H58V173H57ZM124 175V174H123ZM123 175H121V176H123ZM238 175V174H237ZM17 176V175H16ZM31 176V175H30ZM35 176H37V175H35ZM42 176L43 175H41V176H39V177H41L42 178ZM54 176V175H53ZM117 176V175H116ZM235 177L234 178H236V175H234ZM32 178H35L34 176H31ZM44 177V176H43ZM55 177L56 176H54L53 178L55 179ZM115 177V176H114ZM141 177V176H140ZM143 177H147V175L145 176H143ZM175 177V176H174ZM13 178H18V177H14L13 176ZM59 178V177H58ZM57 178V179H58ZM121 178V177H120ZM119 178V179H120ZM137 178V177H136ZM151 178V177H150ZM20 179V178H19ZM38 179V178H37ZM49 179V178H48ZM116 178H114V180H115ZM138 179V178H137ZM211 179V178H210ZM10 180H11V178H10ZM51 180V179H50ZM155 180V179H154ZM237 180H240L238 177H237ZM9 181V180H8ZM33 181V180H32ZM40 181H42V179L40 180ZM52 181V180H51ZM57 181V180H56ZM60 181V180H59ZM15 182V181H14ZM48 182V181H47ZM46 182V183H47ZM64 182V181H63ZM68 182H69V180H68ZM158 182V181H157ZM27 183V182H26ZM31 183V182H30ZM33 183V182H32ZM52 184L53 183V181L52 182H49L48 184ZM82 183V182H81ZM106 183V182H105ZM115 183V182H114ZM113 183V184H114ZM54 184H56L55 182H54ZM53 184V185H54ZM65 184V183H64ZM64 184H61V185H64ZM68 184V183H67ZM112 184V185H113ZM16 185V184H15ZM19 185H21V184H19ZM27 185H31V184H28L27 183ZM26 185V186H27ZM44 185V184H43ZM42 185V186H43ZM80 185V184H79ZM98 186H99V184H97ZM111 185V186H112ZM198 185V184H197ZM8 186V185H7ZM56 186H58V187H56V188H60L59 187V185L57 184ZM65 186V185H64ZM16 188H17V186H15ZM35 187V186H34ZM38 187V186H37ZM91 187V186H90ZM89 187V188H90ZM105 187V186H104ZM200 187V186H199ZM206 187L208 188V186L206 185ZM210 187V186H209ZM108 188V187H107ZM107 188H103V186H102V188L101 189H107ZM81 189V188H80ZM108 189H110L111 191H112V189H111V187H109ZM21 190V189H20ZM53 190H54V188H53ZM68 190V189H67ZM82 190V189H81ZM176 190V189H175ZM208 190V189H207ZM211 190H212V188H211ZM210 190V191H211ZM26 191V190H25ZM51 190H49V192H50ZM72 191V190H71ZM83 191V190H82ZM86 191V190H85ZM84 191V192H85ZM105 191V190H104ZM118 191V190H117ZM230 191V190H229ZM94 192H96V190L95 191H93L92 190V193H86L85 192V201L87 202V201H90L89 203H92V202H95V201H99L101 198L99 197V195L101 196V194H97V192L96 193H94ZM107 192V191H106ZM108 192L110 193V191L108 190ZM107 192V193H108ZM119 192V191H118ZM121 192V191H120ZM54 193V192H53ZM98 193H102V192H98ZM106 193V194H107ZM21 194V193H20ZM77 194V193H76ZM103 194V193H102ZM110 194H112V193H110ZM121 194V193H120ZM166 194V193H165ZM65 195V194H64ZM63 195V196H64ZM70 195V194H69ZM113 195H116V194H113ZM119 195V194H118ZM125 194H123V195H121V196H124ZM120 196V195H119ZM118 196V197H119ZM125 197V196H124ZM153 197H155V196H153ZM69 198L71 199V195L69 196ZM75 198H77L76 196H75ZM100 198V199H99ZM108 198V197H107ZM111 198V197H110ZM149 198V197H148ZM160 198V197H159ZM47 199V198H46ZM66 199V198H65ZM95 201H94V200ZM109 199V198H108ZM228 199V198H227ZM63 200V202H64V198L62 199ZM67 200V199H66ZM79 200H81V199H79ZM79 200L78 199H75V200H72V201H70V203H68V200H67V210L69 211V213H70V211L71 212H73V213H77V214H79L78 213V211H80V208L81 207H79V204H80V202H79ZM113 200V199H112ZM116 200H118V199H116ZM231 200H232V197H231ZM43 201V200H42ZM105 201V200H104ZM111 201V200H110ZM109 201V202H110ZM227 203H229V202H227ZM43 204H44V202H43ZM84 204V203H83ZM86 204V203H85ZM94 204H97V202H95ZM106 204H108V200L106 201ZM119 204V203H118ZM128 204V203H127ZM4 205V204H3ZM64 205V204H63ZM123 205H125V204H123ZM40 206H42V205H40ZM84 206V205H83ZM100 206H102V203H100ZM105 206V205H104ZM119 206H121V204H119ZM118 206V207H119ZM126 206V205H125ZM172 206V205H171ZM226 206V205H225ZM87 207H89L88 205H87ZM116 207H117V205H116ZM235 207V206H234ZM39 208V207H38ZM37 207H36V209H38ZM42 208V207H41ZM48 208V207H47ZM46 208V209H47ZM91 208V207H90ZM127 208H128V205H127ZM5 209H7V208H5ZM82 209V208H81ZM122 209V208H121ZM86 210H87V208H86ZM92 210V209H91ZM112 210V209H111ZM117 210V209H116ZM124 210V209H123ZM123 210H121V211H123ZM13 211V210H12ZM39 211V210H38ZM93 211V210H92ZM92 211H89V212H92ZM97 213H99V215H97V218L99 219V217L98 216H100V215H103L104 217H106L105 215H104V213H101L100 211H97V210H95ZM101 211H104V209H101ZM108 211H110V209L108 210ZM190 211V210H189ZM11 212V211H10ZM36 212V210L34 209V208H32V207H29V208H27V209H24V210H22V215H21V217L26 221V222H31L29 225H27V226H22L24 229L25 228H28V230H29V232L31 233V235H32V238L35 240V241H37V242H39V244H40V242L42 241V247L41 248H39V246H37V245H35V247H34V253L37 251V253L41 256V258L42 259H44L45 260V262L47 263V262H51L52 264H71V263H73V258H71V255H70V252H75L76 250L78 251V249H73V248H71V249H67V247L66 246H63V241H64V239H63V237H64V235L62 234V232H60V231H63L64 233H66V234H68L69 236H72V237H75L76 239H77V241H78V239H79V237H82V235L80 236V231L78 230V226H77V220H76V218H74L76 215H74V217L73 216H70L69 218H67L66 220H67V222L64 224L63 222V225H64V229H62L61 230V228H63L62 226L63 225H61V224H59V220L58 221H54V222H52V223H54V224H57V225H53V224H50V226L48 227V224L46 225V226H41V224H40V222H39V220H37L36 219V217H38V214H36L35 213ZM48 212V211H47ZM51 212V211H50ZM81 212V211H80ZM95 212V213H96ZM143 212V211H142ZM43 213H44V211H43ZM49 213V212H48ZM73 213L72 214H69V215H73ZM83 213V212H82ZM101 213V214H100ZM131 213V212H130ZM2 214V213H1ZM20 214V213H19ZM51 214V213H50ZM81 214V213H80ZM91 214H93V213H91ZM116 214V213H115ZM45 215H46V212H45ZM45 215H44V217H45ZM52 215V214H51ZM127 215V214H126ZM131 215V214H130ZM46 216H48V215H46ZM53 216V215H52ZM68 216V215H67ZM94 216V215H93ZM109 216H112V215H109ZM122 216H123V214H122ZM140 216V215H139ZM259 216V215H258ZM17 217V216H16ZM49 217V216H48ZM73 217V218H72ZM112 217H114V216H112ZM116 217V216H115ZM119 217H120V214H119ZM118 217V218H119ZM128 217H130V216H128ZM47 218V217H46ZM51 218V217H50ZM49 218V219H50ZM57 218V217H56ZM79 218V217H78ZM117 218V217H116ZM117 218V219H118ZM42 219V218H41ZM98 219H97V222L96 223H99L98 222ZM102 219V218H101ZM101 219H99V220H101ZM132 219H134V218H132ZM256 219V218H255ZM7 220V219H6ZM43 220V219H42ZM56 220V219H55ZM109 220V219H108ZM107 220V221H108ZM111 220V219H110ZM113 220V219H112ZM8 221V220H7ZM45 221V220H44ZM53 221V220H52ZM96 221V220H95ZM115 221L117 222V220H114V224H115ZM121 221V220H120ZM134 221H136V220H134ZM46 222V221H45ZM101 222L103 223V219L101 220ZM105 222V221H104ZM119 222V221H118ZM132 223H133V221H131ZM142 222V221H141ZM147 222H148V220H147ZM33 223V224H32ZM48 223H51L50 221L48 222ZM83 223V222H82ZM95 223V224H96ZM135 223V222H134ZM88 224H90V223H88ZM104 224V223H103ZM113 224V225H114ZM119 224V223H118ZM141 224V223H140ZM43 225H44V223H43ZM60 225V226H59ZM98 225V224H97ZM100 225V224H99ZM116 225V224H115ZM137 225V224H136ZM105 226V225H104ZM108 226V225H107ZM118 226V225H117ZM116 226V227H117ZM128 226V225H127ZM7 227H9V224L7 225L6 224V222H0V264H14V262H13V260H14V256L13 255H11L10 254V249L8 248L9 246H8V243H7V241H9L10 239V236H8L7 235V233H5V232H7V230H9ZM15 227V226H14ZM21 227V226H20ZM93 227V226H92ZM106 227V226H105ZM110 227V226H109ZM108 227V228H109ZM79 228H81L80 226H79ZM97 229V231H96V233H94V232H91V233H94L92 236H87V243L85 244L86 245V247L88 248V249H92V251L94 252V249H96L97 250V252L101 255V257L103 256V257H107V258H111L112 257V255L113 254H115L114 252H112V250H114V249H111V246L109 245V242H110V239L108 238V237H105V235H107V233H108V231H106V233H105V230L107 229V228H104L103 226H102V224H101V226L98 228V227H96ZM101 228H102V230H101ZM12 229V228H11ZM14 229V228H13ZM19 229V228H18ZM113 229H115V227L113 228ZM15 230V229H14ZM129 230V229H128ZM136 230V229H135ZM13 231V230H12ZM16 231H18V230H16ZM22 231V230H21ZM24 232H26L25 230H23V233ZM29 233V234H30ZM117 234H119L118 232H116ZM115 233V234H116ZM122 233V232H121ZM125 233V232H124ZM123 233V235H126V233L124 234ZM140 233V232H139ZM6 234V235H5ZM17 234H19V233H17ZM105 234V235H104ZM114 234V233H113ZM112 234V235H113ZM12 235V234H11ZM27 235V234H26ZM86 235V234H85ZM122 235V234H121ZM122 235V236H123ZM132 235V234H131ZM111 236V235H110ZM121 236V237H122ZM128 236V235H127ZM135 236H139V235H137V234H135ZM18 237H20V236H18ZM84 237V236H83ZM111 237H114V236H111ZM119 237V236H118ZM117 236L116 237H114V238H118ZM121 237H119L118 239L119 240H122V239H120ZM129 237V236H128ZM189 237V236H188ZM85 238V237H84ZM84 238H81L80 240H84ZM12 239V238H11ZM126 239H128V238H126ZM13 240V239H12ZM113 240V239H112ZM117 240V239H116ZM119 240H117V242L119 241ZM16 241V240H15ZM14 241V242H15ZM18 241V240H17ZM31 241H33V240H31ZM30 241V242H31ZM68 241V240H67ZM128 241H130V240H128ZM24 242H27V241H24ZM29 242V244H31ZM86 242V241H85ZM84 242V243H85ZM115 242V241H114ZM113 242V243H114ZM121 242H125L126 243V241H124V239H123V241H121ZM132 242V241H131ZM140 242V241H139ZM82 243V242H81ZM119 243V242H118ZM27 244H28V242H27ZM33 244V243H32ZM31 244V245H32ZM38 244V245H39ZM127 244V243H126ZM125 244V245H126ZM132 244H133V242H132ZM131 244V245H132ZM19 245H21V246H23L22 245V243L21 244H19ZM26 245V244H25ZM34 245V244H33ZM83 245V244H82ZM120 245V244H119ZM119 245H117V246H119ZM123 245V244H122ZM122 245H121V247L120 248H122ZM134 245V244H133ZM138 245V244H137ZM140 245V244H139ZM139 245L138 246H135L136 248L138 247V251L140 250L139 249ZM69 246V245H68ZM126 246H128V245H126ZM141 246V245H140ZM26 247V246H25ZM29 247H30V245H29ZM146 247V246H145ZM124 248V247H123ZM127 248V247H126ZM129 249H130V246L128 247ZM133 248V247H132ZM135 248V249H136ZM20 249V248H19ZM38 249H39V251H38ZM144 249V248H143ZM67 250H69V251H67ZM25 251V250H24ZM29 251V250H28ZM30 251H33V247L30 249ZM133 251V250H132ZM239 251V250H238ZM21 253L23 252V250L22 251H20ZM137 252V251H136ZM139 252H141V251H139ZM148 252V251H147ZM25 253V252H24ZM36 253V254H37ZM123 253H125V252H123ZM133 253V252H132ZM135 254V253H134ZM141 254V253H140ZM11 255V256H10ZM30 255V254H29ZM139 255V254H138ZM143 255V254H142ZM120 256V255H119ZM122 256V255H121ZM121 256H120V258H121ZM136 256V255H135ZM146 256V255H145ZM144 256V257H145ZM29 257V256H28ZM15 258H17V257H15ZM39 258V257H38ZM80 258V257H79ZM94 258L95 257H93V254H91L90 256H88V262L87 263H89V264H109V263H103V262H99V260H97V258L95 259V261H94ZM119 258V259H120ZM127 258V257H126ZM134 258V257H133ZM140 259H141V257H140ZM139 259V260H140ZM21 260V259H20ZM28 260V259H27ZM28 261H30V259L28 260ZM79 261V260H78ZM118 261H120V260H118ZM118 261L116 262V263H118ZM137 261H138V259H137ZM146 261V260H145ZM144 261V262H145ZM126 262V261H125ZM129 262H132V261H128V263ZM134 262H136V261H134ZM29 263V262H28ZM75 263V262H74ZM115 263V262H114ZM138 263V262H137ZM124 264H126V263H124ZM133 264V263H132ZM145 264V263H144Z\"/></svg>","mask_w":264,"mask_h":264}]
</instances>
